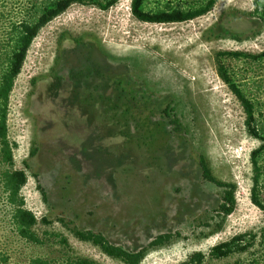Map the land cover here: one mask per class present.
I'll return each mask as SVG.
<instances>
[{
	"label": "rangeland",
	"instance_id": "374dc122",
	"mask_svg": "<svg viewBox=\"0 0 264 264\" xmlns=\"http://www.w3.org/2000/svg\"><path fill=\"white\" fill-rule=\"evenodd\" d=\"M190 1L148 0L147 9ZM25 2L0 0L3 20L22 17ZM254 12L255 0H218L190 21L149 23L133 16L131 0L108 10L76 3L43 27L8 113L12 168L27 172L22 195L43 243L14 225L1 183L8 167L0 162V264L69 254L125 264L75 237V228L133 251L176 235L141 264H181L195 251L208 256L236 234L260 231L264 211L251 201L250 160L260 142L218 72L220 60L257 101L264 125V60L218 59L223 51L264 52V22ZM202 154L220 180L237 185V208L215 233L224 189L204 178ZM250 252L203 264H258V256L264 264V237Z\"/></svg>",
	"mask_w": 264,
	"mask_h": 264
},
{
	"label": "trees",
	"instance_id": "16d2710c",
	"mask_svg": "<svg viewBox=\"0 0 264 264\" xmlns=\"http://www.w3.org/2000/svg\"><path fill=\"white\" fill-rule=\"evenodd\" d=\"M120 0H26L23 15L18 20L8 19L4 9H0V162L7 165V169L1 173V183L7 203L12 207V221L19 234L32 242L43 243L42 238L34 230L38 219L33 211L26 207V201L22 195V189L28 182L25 170L13 169L15 162V143L9 138L8 113L11 93L16 79L20 75L28 51L38 36L39 32L49 22L66 12L73 4H93L103 10H108ZM148 0H131V12L135 18L149 23H177L186 22L207 14L218 0H191L187 4H177L158 9H147ZM256 15L264 22V0H255ZM65 39V34H63ZM245 58L253 61L264 60V52L252 54L242 51H223L218 53L220 57ZM218 72L223 81L228 84L231 91L239 99L246 115V129L248 134L257 139L260 144L251 152L252 187L251 201L259 209L264 211V125L259 122L258 103L245 89L241 88L235 75L230 72L226 64L219 60ZM37 82V80H34ZM115 134V133H114ZM120 133H116L118 135ZM37 154V148L31 150V156ZM27 165L28 162H26ZM200 166L206 180L222 187L223 202L218 212L220 220L216 221L213 233L222 229L225 220L236 210V183L220 180L213 171L212 165L206 155L200 156ZM44 221H46L44 219ZM75 237L90 242L98 247L104 254L113 259H118L125 264H141L153 249L171 243L176 235L165 233L155 237L147 246L140 250H128L123 246L112 243L104 234L91 230L83 231L72 229ZM60 236V235H58ZM264 237V227L258 232L249 231L236 234L211 248L208 256L203 251H195L181 264H203L207 258L210 260H225L236 254H253L258 237ZM61 243L71 250L66 238L60 236ZM62 260H53L42 257L34 258L29 264H101L95 259L80 255L69 254ZM263 256H258L255 261L259 264Z\"/></svg>",
	"mask_w": 264,
	"mask_h": 264
}]
</instances>
